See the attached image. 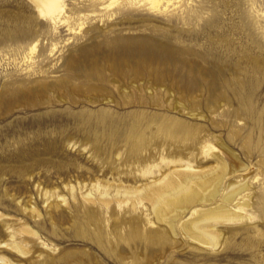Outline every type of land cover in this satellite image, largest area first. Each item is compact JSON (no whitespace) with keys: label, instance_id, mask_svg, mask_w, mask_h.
Masks as SVG:
<instances>
[{"label":"rangeland","instance_id":"1","mask_svg":"<svg viewBox=\"0 0 264 264\" xmlns=\"http://www.w3.org/2000/svg\"><path fill=\"white\" fill-rule=\"evenodd\" d=\"M46 1L0 0V257L264 264V0L98 4L71 29L38 13ZM61 1L76 17L99 0ZM138 41L176 58L117 48ZM136 135L144 142L134 151ZM186 167L208 180L157 211L145 189ZM234 210L244 217L222 219ZM188 220L207 222L219 246L197 244ZM136 225L154 240L128 239Z\"/></svg>","mask_w":264,"mask_h":264},{"label":"bare ground","instance_id":"2","mask_svg":"<svg viewBox=\"0 0 264 264\" xmlns=\"http://www.w3.org/2000/svg\"><path fill=\"white\" fill-rule=\"evenodd\" d=\"M100 1V0H99ZM90 2L83 6L82 9L90 11V13H83L82 15H78L76 17L72 16L70 13H66L65 7L63 6V3L61 0H47L45 3H37L36 7L38 10V13L48 17L51 21L56 23H65L68 25V27L71 29L73 25V21L77 19H84V18H92L93 15H96L95 9L98 7V4L101 5L99 7V10H107L111 8L114 3H135L142 1L145 4H148L150 7L155 9H160L161 6L164 5V7H167V5L171 2V0H102L100 2ZM117 3V4H118ZM80 9V8H78ZM77 11H80L78 10ZM74 13V12H73ZM83 22H78V25H82ZM36 43H33L30 47L31 52L35 49ZM121 48L122 50L128 51L130 53L135 54H142L150 57L156 56L158 58H169V59H175L176 57L173 56V49L166 47L164 44H150L146 41H138V42H132L128 43L127 45L123 43V45L118 46L117 48ZM121 52V51H120ZM75 60H69V62H73ZM175 61H178L175 60ZM163 128L160 127V130ZM187 131V130H186ZM190 133H178V132H170L169 136L174 138V140H179L181 138H186V136H190ZM134 151L139 149L144 141H142L144 138L140 135L134 136ZM141 145V146H140ZM219 157L216 155V158ZM181 159V156L175 157L172 156L170 158V161L177 160L179 161ZM140 161L142 159H137V161ZM225 166V165H224ZM169 176L163 177V179L157 180L155 183L148 186V189H145V196L150 199L156 210L160 211L163 210V206L165 205H171L175 204L177 202H184V201H190L193 199L196 195V191L194 189V184L198 183L200 179L208 180L207 174L205 172H199L194 171L190 168H182L181 170H173ZM208 182V181H207ZM218 182V181H217ZM220 183V182H219ZM200 184V183H199ZM219 187V186H218ZM242 187V186H241ZM241 187H234L231 189L225 197L226 200L232 199L235 194L241 189ZM118 191L116 192V195H118ZM128 191H125L121 200L128 201ZM100 201L102 203L109 202L108 197V190L106 188H103L100 190ZM131 197V196H130ZM62 201H65V197L61 196ZM85 199L88 201H91L93 199L92 197V191L89 190L85 194ZM192 202V201H191ZM180 213V212H179ZM218 217V216H217ZM244 217L239 212L235 211L231 215H227L225 217H222V219L227 220H234V219H240ZM211 223V222H210ZM209 224L207 222H203L201 220H188L183 225L182 228L185 230H191L192 231V238L195 240V242L199 245L206 244V246L217 248L219 246V239L216 235L209 232L208 228ZM214 227V226H213ZM27 232L32 235H37V232L31 228H26ZM128 239L133 238L134 236L141 235L145 240H154L156 232L144 228L140 229L137 225L132 228V230L129 233ZM13 235V234H11ZM10 248L16 250L17 252H20L22 254H26L27 251L20 246L18 243L13 242L11 244H8ZM0 261H3V264H11V261L7 258L0 257Z\"/></svg>","mask_w":264,"mask_h":264}]
</instances>
